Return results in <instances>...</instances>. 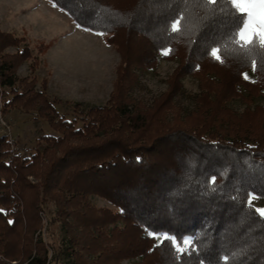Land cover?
I'll list each match as a JSON object with an SVG mask.
<instances>
[{
  "label": "trees",
  "instance_id": "16d2710c",
  "mask_svg": "<svg viewBox=\"0 0 264 264\" xmlns=\"http://www.w3.org/2000/svg\"><path fill=\"white\" fill-rule=\"evenodd\" d=\"M51 1L81 27L106 32L120 59L107 100L75 101L78 117L66 118L56 108L63 100L45 92V80L34 89V77L15 75L32 54L26 44L3 51L24 37L0 29V90L8 95L1 110L35 111L56 132L42 134L43 145L29 157L0 135V264L49 263L36 232L45 200L54 205L51 223L63 230L51 252L56 264H120L133 256V264H225L224 256L228 264H264V219L246 202L248 193L264 201V103L256 101L264 99L261 58L256 72L242 58L213 60L207 49L225 39L224 17L201 19L199 7L190 6L183 30L172 33L184 0ZM164 48L173 49L163 56L177 64L166 88L146 101L134 95L137 72L153 66ZM185 74L199 85L188 95L190 105L179 100ZM235 99L245 103L241 110L231 105ZM91 193L116 209L94 206ZM148 232L190 237L193 246L178 256L170 241Z\"/></svg>",
  "mask_w": 264,
  "mask_h": 264
},
{
  "label": "rangeland",
  "instance_id": "374dc122",
  "mask_svg": "<svg viewBox=\"0 0 264 264\" xmlns=\"http://www.w3.org/2000/svg\"><path fill=\"white\" fill-rule=\"evenodd\" d=\"M33 5L34 3L31 0H0V29L24 37L18 45H7L3 51L12 53L26 44L29 46L32 56L37 55L34 69L30 66V62L33 59L30 56L18 63L15 75L17 77L27 76L29 79L34 77V89L41 88L42 81L45 80V92L50 97L56 96L63 100L56 104V108L66 118L78 117L73 110L75 101H80L85 106L104 103L112 89L116 76V65L120 59L119 52L114 44L106 39V35L101 37L94 34L96 31L86 32L83 30V35L78 38L71 37L66 42L65 45L68 49L62 57L60 54L63 52L53 48L50 62L45 52L46 48L51 45V40L49 42L36 35L37 32H41L40 28L29 27L34 12L23 13L24 11L22 10ZM31 33L32 35L35 34L36 38L32 35L30 36L29 34ZM176 64V58H167L158 53L157 60L153 66L137 72L140 86L134 88V95L150 101L166 88L167 77ZM181 80L185 92L179 97V100L184 105H190L188 95L198 91V79L191 74H185L181 77ZM2 88L6 91L8 90V87ZM7 96V94H1L0 90V135L6 134L8 136L10 148L13 152L18 153L22 157H29L43 145L42 134L56 132L49 122L37 115L35 111L28 112L16 107L2 111L1 104ZM256 101L264 103V99L261 98L256 99ZM231 105L235 109L241 110L245 103L235 99L231 101ZM77 122L80 123L79 120ZM27 177L34 182L41 180L39 176L34 174H29ZM88 197L96 207L106 206L116 209L114 204L99 194L91 193ZM257 197L258 199L253 201L254 206L264 207L263 199L259 196ZM41 205V225L36 232H40L48 247V264H56V260L51 258V252L57 248L63 236V230L57 222L51 223L54 207L52 201H41ZM136 260L138 258L134 256L123 257L120 260V264H133Z\"/></svg>",
  "mask_w": 264,
  "mask_h": 264
},
{
  "label": "snow or ice",
  "instance_id": "6c2138e0",
  "mask_svg": "<svg viewBox=\"0 0 264 264\" xmlns=\"http://www.w3.org/2000/svg\"><path fill=\"white\" fill-rule=\"evenodd\" d=\"M186 11L178 14L170 23L169 27L172 33H179L183 30L184 21L187 18V9L195 6L205 11V16L201 19H207L209 15L219 13L224 19L221 21L225 24L227 32L225 39L220 43L210 45L207 49V55L218 63H225L226 56H233L246 60L253 72L258 70L257 56L264 62V0H184ZM53 7L57 4L53 3ZM64 11L63 8L60 9ZM80 28V24H76ZM198 25H193L189 31H195ZM86 32H91V28H83ZM95 35L103 37L106 35L104 31H96ZM173 49L164 48L161 54L168 56ZM244 80L256 81L250 77L247 72L241 73ZM211 183H215V177L211 178ZM258 199L254 193L247 194V205L254 208L258 216L264 219V207H255L253 201ZM11 223V221H9ZM154 236L160 242L168 240L175 253L179 256L188 251L193 246V240L190 237L177 239L176 237L164 234L157 236L152 232L147 233ZM235 257L236 253L232 254ZM229 256H224L225 264H228Z\"/></svg>",
  "mask_w": 264,
  "mask_h": 264
},
{
  "label": "crops",
  "instance_id": "0c3cea01",
  "mask_svg": "<svg viewBox=\"0 0 264 264\" xmlns=\"http://www.w3.org/2000/svg\"><path fill=\"white\" fill-rule=\"evenodd\" d=\"M31 2L34 3L33 6L22 10L24 11L23 13L34 12L29 27H34V29L40 28L41 32H37L36 35L43 40H48L49 42L51 40V45L46 48L45 52V55H48L51 62L52 49L57 48L59 51H62L63 53L60 54L62 57L68 49L65 45L66 42L71 37L78 38L80 35H83L82 31L84 27L77 28V23L73 21L71 16L65 10L61 11L59 6L53 7L54 2L51 0H31ZM29 31L32 32L31 30ZM29 35L31 36L32 33ZM32 36L36 38L35 34Z\"/></svg>",
  "mask_w": 264,
  "mask_h": 264
}]
</instances>
